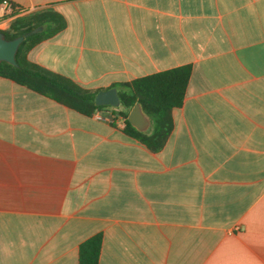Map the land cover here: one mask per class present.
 Listing matches in <instances>:
<instances>
[{"label":"crops","instance_id":"1","mask_svg":"<svg viewBox=\"0 0 264 264\" xmlns=\"http://www.w3.org/2000/svg\"><path fill=\"white\" fill-rule=\"evenodd\" d=\"M49 8L27 58L89 89L190 64L158 151L0 76V264H264V0H8ZM113 108H102L105 115Z\"/></svg>","mask_w":264,"mask_h":264},{"label":"trees","instance_id":"2","mask_svg":"<svg viewBox=\"0 0 264 264\" xmlns=\"http://www.w3.org/2000/svg\"><path fill=\"white\" fill-rule=\"evenodd\" d=\"M10 4L12 12L17 11L15 5L11 2ZM38 25H42L41 30L25 36L20 42L15 53L16 65L0 61V76L85 115H92L102 108H113L111 114L122 117V130L127 135L151 151H158L173 126L172 108L182 104L191 65L182 64L114 84L120 99L119 106L95 104L94 95L97 89L85 88L65 75L30 61L26 56L32 45L65 26L61 14L49 8L39 9L15 16L2 31L6 38H13ZM136 102L140 103L142 110L151 118V127L147 132L136 129L127 120L128 110ZM101 242L100 232L82 240L78 245V264H98Z\"/></svg>","mask_w":264,"mask_h":264},{"label":"water","instance_id":"3","mask_svg":"<svg viewBox=\"0 0 264 264\" xmlns=\"http://www.w3.org/2000/svg\"><path fill=\"white\" fill-rule=\"evenodd\" d=\"M42 29V25H38L23 34L13 38H6L4 32L0 29V61L4 60L8 63L16 65L15 53L23 38L29 34ZM95 104L119 106L120 99L116 87H108L98 90L94 95ZM127 120L136 129L147 132L151 127V118L141 108L139 102L133 104L128 110Z\"/></svg>","mask_w":264,"mask_h":264},{"label":"built area","instance_id":"4","mask_svg":"<svg viewBox=\"0 0 264 264\" xmlns=\"http://www.w3.org/2000/svg\"><path fill=\"white\" fill-rule=\"evenodd\" d=\"M12 8H11V4L8 0H3L1 3H0V11L2 13L4 12H11ZM95 116L97 118H101V119H106L108 121H111V120H114L116 122H118L121 126L123 125V121H122V117L120 115H114V114H111V113H108V114H101L99 111H96L95 112Z\"/></svg>","mask_w":264,"mask_h":264}]
</instances>
